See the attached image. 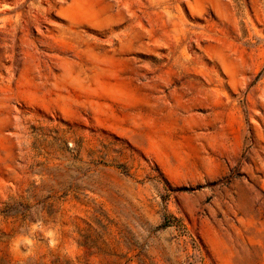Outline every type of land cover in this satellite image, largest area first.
Listing matches in <instances>:
<instances>
[{
  "label": "rangeland",
  "instance_id": "374dc122",
  "mask_svg": "<svg viewBox=\"0 0 264 264\" xmlns=\"http://www.w3.org/2000/svg\"><path fill=\"white\" fill-rule=\"evenodd\" d=\"M0 264H264V0H0Z\"/></svg>",
  "mask_w": 264,
  "mask_h": 264
}]
</instances>
